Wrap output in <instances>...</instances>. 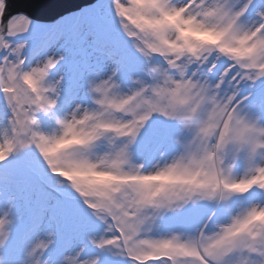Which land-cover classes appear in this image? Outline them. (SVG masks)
Instances as JSON below:
<instances>
[{"label": "snow or ice", "instance_id": "snow-or-ice-1", "mask_svg": "<svg viewBox=\"0 0 264 264\" xmlns=\"http://www.w3.org/2000/svg\"><path fill=\"white\" fill-rule=\"evenodd\" d=\"M0 0V264H264V0Z\"/></svg>", "mask_w": 264, "mask_h": 264}, {"label": "water", "instance_id": "water-1", "mask_svg": "<svg viewBox=\"0 0 264 264\" xmlns=\"http://www.w3.org/2000/svg\"><path fill=\"white\" fill-rule=\"evenodd\" d=\"M92 0H15L18 11L27 12L36 21H51Z\"/></svg>", "mask_w": 264, "mask_h": 264}]
</instances>
